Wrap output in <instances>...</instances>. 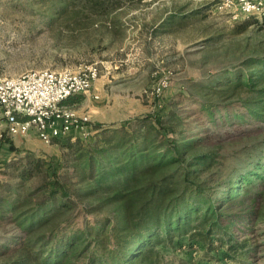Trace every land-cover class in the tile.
<instances>
[{
    "label": "rangeland",
    "instance_id": "obj_1",
    "mask_svg": "<svg viewBox=\"0 0 264 264\" xmlns=\"http://www.w3.org/2000/svg\"><path fill=\"white\" fill-rule=\"evenodd\" d=\"M94 1L0 0V74L78 72L92 64L99 68L91 91L71 98L68 105L91 117L84 132L72 131L52 143H45L33 132L27 140L19 139L17 151L10 154L4 153L0 139V194L24 201L34 192L29 200L33 201L41 183L54 173L73 193L85 188L93 191L77 198L75 207L56 221L57 226L71 228L93 216H115L117 205L102 206L113 193L95 189V183L89 182L95 180L85 175L87 156L90 153L101 160L97 149L110 148L119 141L121 135L107 136L101 130L127 128L134 120L147 117L155 127L147 124L142 132L148 140L156 141L154 150L158 147L164 152L169 142L190 144L186 152L181 148L183 161L191 163L190 180L202 183L208 194L219 193L223 189L219 185L227 183L242 193L246 184L241 185V177L257 185L254 192H264L260 182L264 180V120L247 117L239 122L232 119L235 123L230 125H216L202 109L204 103L212 102L220 106L216 111L231 115L236 110L245 112L240 99H258L246 88L222 91L238 76L258 78L264 70V17L234 19L217 10L215 0H107L106 12ZM173 15L187 17L165 26L163 22ZM163 78L170 85L159 97L153 88ZM161 131L166 137L159 143ZM203 155L212 158L199 163L197 157ZM257 155L261 162H256ZM27 159L45 164L42 171L22 178L23 169L29 167ZM114 159L124 163L129 158L119 151ZM6 163L12 166L6 167ZM179 165L164 167L148 181H161ZM181 168L176 181H184ZM32 204L24 208L30 209ZM88 208L95 209L88 213ZM247 215L237 231L240 241L248 239L254 249L247 258L232 259L224 249H218V242L210 247L199 241L191 235L194 224L192 232L158 246L164 264H264V196ZM17 227L9 214H0V260H10L22 243L23 234Z\"/></svg>",
    "mask_w": 264,
    "mask_h": 264
},
{
    "label": "trees",
    "instance_id": "obj_2",
    "mask_svg": "<svg viewBox=\"0 0 264 264\" xmlns=\"http://www.w3.org/2000/svg\"><path fill=\"white\" fill-rule=\"evenodd\" d=\"M107 2L95 0L94 5L106 12L109 11ZM186 17L173 15L163 24H176ZM259 75L258 78L252 77V74L241 78L238 76L222 91L227 93L246 88L257 94L258 99H240L245 112L236 110L225 116L216 111L220 107L218 104L204 103L202 109L206 110L209 122L230 125L247 117L264 120V88L257 89L264 82V70ZM70 100L64 104L69 105ZM225 107L229 108L227 105ZM147 124L155 127L147 117L134 120L127 128L103 129L101 133L104 135H121L119 141L110 148L97 149L101 160L87 153L89 162L85 175L95 180L89 181L95 183V189L113 193L112 197L102 202V206L117 205L115 216H93L85 224L73 225L71 228L57 226L56 221L75 207L77 198L93 191L85 188L73 193L54 173L41 183L39 191H36L39 195L33 201L29 200L33 198L34 192L24 201H16L11 194H0V214H9L23 234V241L13 250L12 258L0 260V264H75V261L78 264H164V255L158 246L171 243L175 236L192 232L194 224L195 232L191 235L199 241L210 247L218 242V249H224L232 259L250 256L254 249L248 239L240 241L237 231L241 230L239 227L244 224V219L249 216L247 214H251V209L264 196V192H254L257 185H252L251 179L241 177V185L246 184L242 193L227 183L219 185L223 188L217 191L219 193L208 194L202 183L190 180L191 171L188 168L191 163L183 161L181 148L186 152L190 144L177 142L170 145L169 142V148L164 152H159L158 147L154 150L156 141L148 140L142 132ZM165 137L161 131L157 142L161 143ZM141 139L144 141L141 142ZM119 151L129 158L124 163L114 159L115 153ZM210 158V155L197 157L201 161L199 163L208 162ZM255 158L256 162L262 161L260 155ZM27 160L29 167L23 169L22 178L36 170L42 171L45 164L40 160ZM107 164L110 166L104 168ZM172 164L180 165L169 176H163L161 181H148L149 176ZM5 166L10 168L12 165L6 163ZM180 168L184 181H176ZM260 180L264 185V180ZM29 202L33 203L31 208L25 209ZM92 209L95 208H88V213ZM233 228L237 230L233 231Z\"/></svg>",
    "mask_w": 264,
    "mask_h": 264
},
{
    "label": "built area",
    "instance_id": "obj_3",
    "mask_svg": "<svg viewBox=\"0 0 264 264\" xmlns=\"http://www.w3.org/2000/svg\"><path fill=\"white\" fill-rule=\"evenodd\" d=\"M215 8L234 19L264 17V0H217ZM98 77L96 64L78 72L44 70L16 77L0 74V139L24 137L33 129L42 141L52 143L72 131L84 132L91 123L90 116L77 113L64 102L90 92ZM169 85L170 81L163 78L153 94L160 97Z\"/></svg>",
    "mask_w": 264,
    "mask_h": 264
},
{
    "label": "crops",
    "instance_id": "obj_4",
    "mask_svg": "<svg viewBox=\"0 0 264 264\" xmlns=\"http://www.w3.org/2000/svg\"><path fill=\"white\" fill-rule=\"evenodd\" d=\"M91 118V117H90ZM33 132H36L35 130H31L26 136H24V137H19V138H15V137H6V138H9L10 139V141L11 142H6V140H4L3 139V141H2V145H1V148L4 150V153H8L9 152V154L10 153H14V151L16 150L17 151V148H18V146L16 145L17 143V141L19 140V139H26L27 137H28V135H30L31 133H33ZM27 140V139H26ZM6 155H8V154H6ZM9 156V155H8ZM6 157V156H5ZM4 158H2V160H3Z\"/></svg>",
    "mask_w": 264,
    "mask_h": 264
}]
</instances>
